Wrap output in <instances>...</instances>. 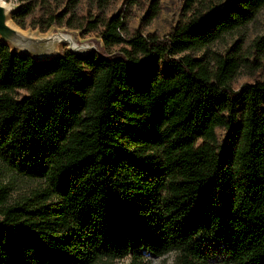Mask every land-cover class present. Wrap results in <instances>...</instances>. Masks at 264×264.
<instances>
[{
	"label": "trees",
	"instance_id": "1",
	"mask_svg": "<svg viewBox=\"0 0 264 264\" xmlns=\"http://www.w3.org/2000/svg\"><path fill=\"white\" fill-rule=\"evenodd\" d=\"M263 8L197 7L165 36L130 34L117 13L99 22L116 55L66 49L35 60L0 40V161L46 185L13 202L0 187V264L172 251L179 264H264V82L234 88L246 58L235 46L207 50ZM34 9L22 4L14 22L25 28Z\"/></svg>",
	"mask_w": 264,
	"mask_h": 264
},
{
	"label": "rangeland",
	"instance_id": "2",
	"mask_svg": "<svg viewBox=\"0 0 264 264\" xmlns=\"http://www.w3.org/2000/svg\"><path fill=\"white\" fill-rule=\"evenodd\" d=\"M7 5L18 8L22 4L31 2L35 5L34 11L26 19L24 33L34 38H48L53 35H64L70 41L64 39L55 44V49L62 54L66 49H71L76 45L79 48H93L95 51L107 55H116L121 52V46L109 49L105 46L101 37L103 19L114 14L121 13L128 22L129 33L133 34L137 30L144 35L156 33L160 36L167 35L183 18H188L195 9L204 10L209 6H214L220 1L227 0H202V4H197L188 9L185 7L186 0H109L104 4L103 0H4ZM66 14L64 21H57L49 30L44 31V23L51 14ZM155 14V17H153ZM99 20V21H97ZM68 22L74 24L75 28L69 27ZM12 23L15 24L14 21ZM91 27L88 31L87 28ZM94 26V27H93ZM19 27V26H17ZM264 35V8L257 17L246 26L235 32L226 34L222 39L210 45L207 50L210 52H220L225 54L234 46L242 58H246L240 69L237 71L232 86L236 89L245 83L264 82V48L255 47L254 40ZM73 41V42H72ZM75 43V44H74ZM83 44V45H82ZM86 45V46H85ZM125 46V45H123ZM194 56H201V52H187ZM255 58L259 63L252 64L250 61ZM249 60V61H246ZM22 93H24L22 91ZM223 137V131L219 130ZM43 180L22 176L0 161V187L8 189L9 201L19 200L24 196H29L34 190L45 187ZM178 253L169 252L157 257L149 254L141 258L127 256L111 260L101 259L95 264H179ZM192 264H232L222 255H216L205 261H195Z\"/></svg>",
	"mask_w": 264,
	"mask_h": 264
},
{
	"label": "water",
	"instance_id": "3",
	"mask_svg": "<svg viewBox=\"0 0 264 264\" xmlns=\"http://www.w3.org/2000/svg\"><path fill=\"white\" fill-rule=\"evenodd\" d=\"M16 8L10 7L4 0H0V40L7 44L13 52L30 55L35 60H47L61 55L55 49V44L61 40L70 41L64 35H53L48 38H34L24 33L23 28L12 21ZM70 50L75 53H89L93 48H79L76 45Z\"/></svg>",
	"mask_w": 264,
	"mask_h": 264
},
{
	"label": "bare ground",
	"instance_id": "4",
	"mask_svg": "<svg viewBox=\"0 0 264 264\" xmlns=\"http://www.w3.org/2000/svg\"><path fill=\"white\" fill-rule=\"evenodd\" d=\"M69 38V37H68ZM73 42V41H72ZM75 44V43H74ZM83 45V44H82ZM86 46V45H85ZM83 48V47H82Z\"/></svg>",
	"mask_w": 264,
	"mask_h": 264
}]
</instances>
